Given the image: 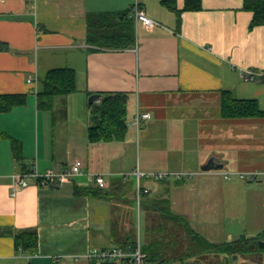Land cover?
<instances>
[{"label": "crops", "instance_id": "1", "mask_svg": "<svg viewBox=\"0 0 264 264\" xmlns=\"http://www.w3.org/2000/svg\"><path fill=\"white\" fill-rule=\"evenodd\" d=\"M137 1L157 24L134 20ZM162 2L0 0V43L7 46L0 50V96L27 97L0 112V264H90L95 250L123 246L135 232L142 239L143 223L151 227L143 247L160 255L152 264L190 239L218 247L264 235V115L227 119L221 112L223 93H230L256 101L264 114V82L239 77L264 72V26L251 28L244 0H200L198 8L176 0L174 11ZM106 15L119 27L132 22L131 46L95 42ZM65 67L77 74V92L61 99L64 106L40 109L44 77ZM91 94L128 95L125 138L90 142ZM137 110L152 114L139 129ZM77 160L84 175L62 187L35 178L26 188L14 183L20 172L60 173ZM136 169L186 174L141 181L150 193L137 224ZM98 175L106 188L95 185ZM85 189L91 195L79 193ZM27 230L38 235L34 254L17 246L16 236ZM188 262L201 264H164Z\"/></svg>", "mask_w": 264, "mask_h": 264}, {"label": "trees", "instance_id": "2", "mask_svg": "<svg viewBox=\"0 0 264 264\" xmlns=\"http://www.w3.org/2000/svg\"><path fill=\"white\" fill-rule=\"evenodd\" d=\"M176 0H163L162 5L170 10H176ZM200 0H186L187 8H198ZM244 8L253 13L251 28L264 26V0H244ZM105 21L109 22L106 27L103 25L98 34L94 36L95 42L101 46L114 48H127L134 43V29L132 22H128L126 26L119 27L115 25L106 15ZM94 41V40H93ZM89 42H91L89 38ZM6 45L0 43V50L6 49ZM77 74L70 68H56L50 70L44 77L41 89L37 94V105L40 109H51L55 105V100L59 97L68 96L77 92ZM92 95V94H91ZM90 95V96H91ZM27 102L26 95H5L0 96V112H9L14 107L24 105ZM93 113V126L89 129V140L92 143L105 141L109 139L121 140L125 138L128 131L129 117V98L125 94H103L100 103L90 105ZM222 116L227 119L250 118L264 115L254 100H239L233 98L230 93H223L221 104ZM14 151L17 155L20 152V143L13 141ZM80 194L91 195L89 189L80 191ZM180 222V221H179ZM193 234V233H192ZM17 246L20 251L34 254L38 246V235L36 231L27 230L19 233L17 236ZM260 238L254 240L243 239L237 243L226 244L222 246H212L207 243L205 248L213 251L224 253H237V250L248 251L250 246L254 248L264 249V242ZM194 239V238H193ZM195 240V239H194ZM193 240V242H194ZM137 243L136 232L134 238L130 236L127 242L121 246L125 248H133ZM154 246L162 248L163 243L160 241L152 242ZM160 244V245H158ZM151 244V246H153ZM147 255V264L152 261L159 260V252L151 250L149 247H143ZM193 253V252H192ZM190 257V254H189ZM188 257V258H189ZM187 258V259H188ZM181 261L187 260L186 257L178 258ZM161 261L160 263H163ZM165 263V262H164ZM90 264H123L121 262H107L99 259H92Z\"/></svg>", "mask_w": 264, "mask_h": 264}, {"label": "built area", "instance_id": "3", "mask_svg": "<svg viewBox=\"0 0 264 264\" xmlns=\"http://www.w3.org/2000/svg\"><path fill=\"white\" fill-rule=\"evenodd\" d=\"M132 17L137 23H143L150 27L157 24L153 19L147 16L146 12L141 8L138 1L132 8ZM239 77L245 81L251 82H264V72H258L254 70H243L239 72ZM29 84H35V79L30 77L28 79ZM152 118L151 113H142L139 110L134 115V126L139 129L142 121L150 120ZM85 173V164L82 160H77L70 168L63 172L56 173L52 170H48L45 174L39 173L37 168L27 172L23 171L13 176L14 183L18 187L26 188L29 186V178H35L40 184H51L54 187H62L69 181L78 176H83ZM133 175L137 181L136 188V202L141 204L143 196L150 193L149 188L142 186L141 181L143 179L150 180H166L170 178H183L186 174L183 173H171V172H158V173H145L136 169ZM252 179H255L257 173H253ZM229 176V175H228ZM227 176V177H228ZM246 173H241L242 178H246ZM94 183L99 189L106 188L105 178L98 175L94 178ZM90 260L99 259L107 262H121L123 264H147V255L144 252L142 239L140 232L138 233L137 243L133 248H123L120 246H114L109 249L95 250L89 255Z\"/></svg>", "mask_w": 264, "mask_h": 264}, {"label": "rangeland", "instance_id": "4", "mask_svg": "<svg viewBox=\"0 0 264 264\" xmlns=\"http://www.w3.org/2000/svg\"><path fill=\"white\" fill-rule=\"evenodd\" d=\"M41 85V83H40ZM64 97L57 98L56 104L59 106L66 105L61 102ZM74 100V98H73ZM75 104V102H74ZM69 106H72V102L69 100ZM131 113V108H129V115ZM118 164V163H115ZM247 178L252 179V176L248 175ZM125 179V178H123ZM172 179V178H170ZM135 216H136V224L139 222V218L142 220V207L141 204H138L136 202L135 204ZM143 223V222H142ZM136 229L138 230V225H136ZM151 230V227H145L144 223L142 226V244L145 242L146 239H148L147 231L149 232ZM161 228H153L151 233L153 236L158 237L161 235ZM146 233V234H145ZM264 240V239H263ZM160 245V244H158ZM144 246V245H143ZM121 247V246H120ZM182 247V248H181ZM124 248V247H123ZM178 250H174L173 253H171L172 257L163 259V261L166 262H175L180 261L178 258H184L186 257L187 261H195L197 263L201 264H264V249H258L254 248V246H250V249L248 251H243L241 249L237 250V253H224L222 251L216 252L209 248H205L204 245H201L197 242H193L192 239H190L188 242L180 243L178 245ZM193 252V253H192ZM163 262V264H164ZM152 262H149L148 264H152Z\"/></svg>", "mask_w": 264, "mask_h": 264}, {"label": "water", "instance_id": "5", "mask_svg": "<svg viewBox=\"0 0 264 264\" xmlns=\"http://www.w3.org/2000/svg\"><path fill=\"white\" fill-rule=\"evenodd\" d=\"M102 98H103V95H102V94H93V95H91V96L89 97V104H90V105L98 104V103L101 102ZM202 169H203V170H207V169H209V168H208V167H203ZM228 224H229V223H228ZM186 264H196V263H194V262H188V263H186Z\"/></svg>", "mask_w": 264, "mask_h": 264}]
</instances>
